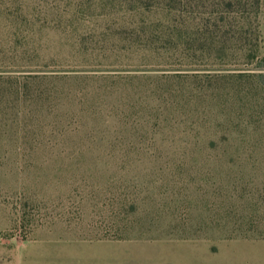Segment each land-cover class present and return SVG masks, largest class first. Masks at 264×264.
<instances>
[{
    "label": "rangeland",
    "instance_id": "rangeland-1",
    "mask_svg": "<svg viewBox=\"0 0 264 264\" xmlns=\"http://www.w3.org/2000/svg\"><path fill=\"white\" fill-rule=\"evenodd\" d=\"M0 0V264H264V0Z\"/></svg>",
    "mask_w": 264,
    "mask_h": 264
},
{
    "label": "trees",
    "instance_id": "trees-1",
    "mask_svg": "<svg viewBox=\"0 0 264 264\" xmlns=\"http://www.w3.org/2000/svg\"><path fill=\"white\" fill-rule=\"evenodd\" d=\"M247 1L248 0H220L219 4L220 5L222 4L228 8H231V6H233V4L241 6L243 3L245 4ZM254 1H255V4L257 5L258 0H254Z\"/></svg>",
    "mask_w": 264,
    "mask_h": 264
}]
</instances>
